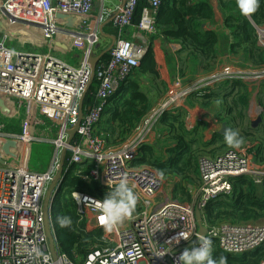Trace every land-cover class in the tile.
I'll list each match as a JSON object with an SVG mask.
<instances>
[{
    "label": "built area",
    "instance_id": "2783aa9c",
    "mask_svg": "<svg viewBox=\"0 0 264 264\" xmlns=\"http://www.w3.org/2000/svg\"><path fill=\"white\" fill-rule=\"evenodd\" d=\"M117 1L121 4L114 9L103 4L95 12L97 0H0V96L18 100L19 106L14 103L24 118L22 132L13 133L6 131L10 123L0 115V264H79L60 254L56 247L58 258L53 257L45 222V198L50 185L61 172L47 206L54 231V200L75 165H80L76 174L79 178L105 183L107 192L109 181L115 184L127 178L135 186L142 207L140 213H134L111 231L116 233L114 241L110 238L114 245L93 248L81 264H130L128 253L135 254L137 250L140 255L136 264H178L183 250L201 236L196 210L204 213L209 201L230 193L237 177L252 176L257 183L264 177V164L257 162L252 150L255 143L228 148L219 155L200 158V183L187 186L193 200L181 202L174 196L176 177L165 178L154 167L136 163L143 146L151 144L152 137H159L155 124L162 114L181 107L193 91L208 94L225 81H238L251 91L250 106L253 101L260 104L257 97L264 84V65L260 69L217 65L193 81L177 75L164 97L144 116L143 123L117 146L109 145L100 132V120L153 47L163 3L148 0L140 22L134 25L140 0ZM107 20L117 29L115 43L110 59L97 63V101L86 108L83 103L81 115L80 105L92 80L90 59L99 56L96 49L102 36L101 25ZM129 28H135L133 38L128 37ZM257 33L258 44L264 47V27H257ZM60 34L82 46L76 60L68 55L71 49L59 42ZM12 37L22 41L20 48L9 45ZM23 38L35 39L36 43L24 48ZM74 128L77 132L71 137L69 131ZM35 141L53 147V157L45 171L30 169L31 144ZM67 152L71 157L65 160ZM89 160L94 167L84 173L83 164ZM72 197L88 227L104 230L100 222L102 200L81 191H73ZM203 223L208 228L205 237L216 240L227 253L239 254L264 244V224L227 222L209 227L204 216ZM181 232L188 234V240L178 238ZM108 233L104 230V240L110 237Z\"/></svg>",
    "mask_w": 264,
    "mask_h": 264
},
{
    "label": "trees",
    "instance_id": "16d2710c",
    "mask_svg": "<svg viewBox=\"0 0 264 264\" xmlns=\"http://www.w3.org/2000/svg\"><path fill=\"white\" fill-rule=\"evenodd\" d=\"M219 3L221 9L226 13L225 25L233 36L230 46L231 54L238 56L241 60L242 65H237L262 67L264 65V49L258 44L257 27H264V2L255 13L247 17L240 14L236 0H219ZM148 4V0L139 1L133 18L134 25L140 22L143 9ZM213 17L214 10L209 0H163L157 18L159 34L156 36L181 45L177 54L180 76L186 74L187 68H191L193 60L198 61L199 67L192 73L201 74L216 68L220 45L219 35L215 31H205L201 28L204 22L212 21ZM103 33L116 35L117 29L110 22L105 25ZM102 48L101 46V53L105 51V47ZM109 59L110 52L101 57V62H107ZM160 75L159 59L154 48L151 47L140 65L134 70L135 78L130 79L122 86L100 120V132L105 133L109 145L120 144L121 140L132 132L151 107V101L145 89L146 84L141 81L140 77L154 79ZM227 84L228 88L219 90L218 94L198 95L199 92H194L192 95L200 98L205 106H209L216 98L217 101H221L223 109L219 113L218 119L225 122L229 129L238 130L243 141H250L246 143H255L252 147L256 154L255 159L259 164H264V114L261 116V122L255 126L254 122L247 118L250 89L238 81H225L220 84V87L223 88ZM97 87L98 80L95 79L86 94L84 108L96 103ZM263 91L264 84L257 97L261 106H264ZM185 117L186 115L182 111L164 112L159 123L166 127L167 138L172 140L173 146H169L159 155L156 154L154 144H147L143 146L141 157L136 163L154 167L165 178H178L179 182H177L174 192L175 198L181 202L184 200L191 202L193 197L188 192L187 186L188 184L195 185V182L199 180L200 158L219 155H203L202 153L209 151L214 154L225 149L228 145L224 140L225 133H216L211 140L205 141L204 125L199 123L194 128H189ZM245 142L241 146L246 145ZM70 157L71 152L66 153L65 160ZM83 166L84 173H86L94 167V164L89 160ZM78 168L80 165H75L66 174L61 191L54 200L52 219L57 251L81 264L93 248L113 243L109 237L106 240L103 239V229L88 227L87 219L82 218L77 212L76 203L72 197L73 191H81L100 200H103L107 193L103 183L87 182L79 178L76 175ZM64 216L70 217L72 220V224L68 227H61L59 223V219ZM203 216L209 227L220 226L227 222L242 225L264 224V177L261 183H257L252 176L235 178L231 192L219 195L209 201ZM221 256L227 258V264H264V244L255 250L230 254L223 251L219 243L213 240V259L218 261Z\"/></svg>",
    "mask_w": 264,
    "mask_h": 264
},
{
    "label": "crops",
    "instance_id": "0c3cea01",
    "mask_svg": "<svg viewBox=\"0 0 264 264\" xmlns=\"http://www.w3.org/2000/svg\"><path fill=\"white\" fill-rule=\"evenodd\" d=\"M209 1H210V4L214 10V17H213L212 21L204 22L202 24L201 28H202V30H205V31H215L219 35L220 45H219V50H218L219 53L217 55L216 65H219V64L222 66L234 65L235 63H237L238 61H241V60L238 56L231 54L230 46L233 42V36H232L231 31L225 25L226 13L221 9L219 0H209ZM103 4L106 8L114 9L115 7L120 5L121 2H119L117 0H109V1L106 0L104 2L101 0H97L95 12L100 11V9H102V7H103ZM110 22L113 24V22L111 20H107L104 24L101 25V32H102L101 37L107 39L109 41V43L111 44L112 43V36L115 37V35L103 33L105 25H107ZM135 32H136L135 28H129L127 31L128 37L133 38V36L135 35ZM64 37L71 40L70 37L65 36L63 34H60L58 36V40L62 45L69 47V44L63 40ZM152 42H153V48H154L156 55L159 59V63L161 66V73H162L163 77L164 76H165V78H166V76H167V78L171 77V72L169 70L168 63H167V61H165V58H164V56H165V54H167V52L174 54V57L171 59V61L174 65V70H175L176 75H179L178 74L179 73L178 72L179 63H178V55H177L178 52L176 53L174 51L181 49V45L179 43H176L173 41H166V40H164L163 37H157V36L152 38ZM110 44L104 46L105 50L110 46ZM100 47L101 46L99 45L96 49V51H99V52H97V54H99V55H100V52L102 51V50H100ZM174 62L176 63V65L174 64ZM237 64H239V63H237ZM198 67H199L198 61L193 60L191 62V68H190L191 71L187 74H192L193 70L194 69L197 70ZM193 74H196V73H193ZM134 78H135V76H133L131 79H134ZM140 79L143 82H146L145 79H148L147 82H152V78H150V77L142 76V77H140ZM160 83L161 82L158 81L157 87H158V85L160 86ZM151 90L156 91L155 88H152ZM147 94H148V96H150L149 92H147ZM263 95H264V91H263ZM151 96L153 97V100L151 101V108L153 106H155L156 104H158V102L164 97V95L160 96V93L157 95L151 94ZM249 107H251L252 109L249 108L250 113H248L249 110L247 111V118L249 121L257 123L256 121H259L261 119V115L259 116L257 113H255V111L257 110V106L253 103V105L249 106ZM222 109H223V105H222L221 101H219V100L217 102H214V103L211 102V104L209 106H205L202 103V100L200 98L192 95V96L188 97L187 99H185L183 105L181 107H179L178 109H176L175 111H177V112L182 111L185 113L186 123L189 126H196L199 123L203 124L205 127L204 140L209 141L213 138V136L216 133H221V131L223 130V124L225 122H222L218 119V115L222 111ZM15 110L17 113L19 112L18 107ZM159 131H160V129H159ZM157 133L159 134L158 131H157ZM159 137H160V134H159ZM159 137L155 139L154 145L159 146ZM176 180H177V182H179L178 178H176Z\"/></svg>",
    "mask_w": 264,
    "mask_h": 264
},
{
    "label": "rangeland",
    "instance_id": "374dc122",
    "mask_svg": "<svg viewBox=\"0 0 264 264\" xmlns=\"http://www.w3.org/2000/svg\"><path fill=\"white\" fill-rule=\"evenodd\" d=\"M107 1H109V0H107ZM63 40L69 44V47L71 49L70 54H68V55L70 56L71 59L76 60L75 55H79V54L82 53V46H77L76 43L73 40H70V39H68L66 37H64ZM24 41H25V43L23 44V47L24 48H27V49H29L31 47V45H33V44L36 43V40L35 39H32V38H25ZM109 44L110 43H109V41L107 39H105L103 37L100 38V43H99L100 46H102L104 48L105 45H109ZM9 45H11V46H13L15 48H20L22 46V41H20V40L18 41V38H13L12 37L10 39V41H9ZM260 47L264 49V47H262V46H260ZM179 50L180 49H178V50H176L174 52L177 53V52H179ZM173 57H174V54L169 53V52H167V54H165V56H164L165 61H167V63H168V67H169V70L171 72V77L167 78V76H166V78H165V76L163 77V75L161 73V75L159 77L152 79V82H147V80H145L146 81L145 82V84H146V88L145 89H146L147 92L150 93L149 94L150 95L149 96L150 101L153 100V97L151 96V94L152 95L153 94L154 95H157V94L160 93V96L161 95L163 96L164 93L167 92V90L169 89V87L174 83L175 77H176V73H175V70H174V65H173V63L171 61V59ZM237 63H239V65H242L241 64V61H238ZM237 63H235V64H237ZM174 64L176 65L175 62H174ZM235 64L234 65H231V66H235ZM221 66L222 65L219 64L217 66V68H221ZM254 68L260 69V68L255 67V66H254ZM190 71H191V69L190 68H187L185 70L186 74H184V75H182L180 77L181 78H188V79H190V80L193 81L195 79V77H197L198 75L207 74V73L211 72L212 70L211 71H208V72H205V73H201V74H193V73L192 74H187ZM158 81H160L161 83H160V86L158 85V87H157ZM228 86L229 85L227 84V85H225V87L222 88L219 85L218 88H214L209 94H213V93H217L218 94L219 90H222L224 88H228ZM152 88H155L156 91L151 90ZM194 92L195 91H193L191 93V95L194 94ZM248 92H249V90H248ZM245 94L247 95V92ZM198 95H200V93ZM216 99L215 100H212V103L217 102ZM252 99H253V97H252ZM14 101L19 106L18 100H14V99L8 98L6 96H0V115L4 119L8 120L9 123H10V125L6 128V131L13 132V133H20V132H22V124H23L24 118H23V116L20 113V107H19V112L18 113L16 112L15 109L17 108V105L14 103ZM248 103H249V106H250V104H251V96H250V93L248 95ZM253 103L257 106V110L255 111V113H257L259 116L260 115L262 116L264 114V106H261L260 104H257L256 101H254ZM259 106L263 109V112H261V113H260V111L262 109ZM153 108H154V106L152 108L150 107V109L147 112V114L150 113ZM144 119H145V117L137 124V127L143 123V120ZM261 120H262V118L259 121H256L257 123H254V125L255 126H258V124H259V122H261ZM155 126H156V128L155 127H152V128L153 129L155 128L156 131L159 132L160 137H159V146H157V145H154V146H155V149L157 151L156 154H159L160 155L169 146H173V144H171L172 143V140L169 139V138H167L168 137V135H167V132L168 131H166V127L165 126H161V124L159 123V121L156 122ZM194 127L195 126H189V128H194ZM159 129H160L161 132L159 131ZM152 138L153 139H151V144L153 145L154 144V140L156 138H154V137H152ZM244 142L245 141H243V143ZM246 142H250V141H246ZM246 144H248V143H246ZM240 147H242V146H240ZM226 148H230V147L227 146ZM226 148L223 149V150L217 151L214 154H212L209 151L203 152L202 154L203 155L204 154H210V155L221 154V153L224 152V150H226ZM26 152L27 153L29 152V148L28 147L26 148ZM52 157H53V147H52V145L50 143L42 142V141L32 142V144H31V155H30V169L32 171H45V170H47L48 167H49V165H50V163H51ZM195 183H196L195 184L196 186L199 185V183H200V177H199V180L196 181ZM184 202H189V200H184ZM141 210H142V207L138 203L137 204V209H136L134 215L140 213ZM123 228H126V227H123ZM108 234L110 236L109 238H112V240L114 241V236L116 235V233L109 232ZM115 241H118V239L116 238Z\"/></svg>",
    "mask_w": 264,
    "mask_h": 264
},
{
    "label": "clouds",
    "instance_id": "9594fccd",
    "mask_svg": "<svg viewBox=\"0 0 264 264\" xmlns=\"http://www.w3.org/2000/svg\"><path fill=\"white\" fill-rule=\"evenodd\" d=\"M262 2L264 0H236V5L240 14L247 17L255 13ZM224 140L230 148H239L243 143L239 131L232 129L225 130ZM108 189L109 191L99 205L103 213L100 222L105 231L111 232L133 216L139 197L135 186L131 185L127 178H122L115 184L109 181ZM59 223L61 227H68L72 224V220L64 216L59 219ZM178 238L188 240V234L181 232ZM139 255V250L135 254L130 251L128 253L130 264H136V257ZM178 264H227V258L221 256L218 261L214 260L212 239L201 235L179 255Z\"/></svg>",
    "mask_w": 264,
    "mask_h": 264
},
{
    "label": "water",
    "instance_id": "95a60500",
    "mask_svg": "<svg viewBox=\"0 0 264 264\" xmlns=\"http://www.w3.org/2000/svg\"><path fill=\"white\" fill-rule=\"evenodd\" d=\"M115 39L116 38L114 36H112V43L110 44V46L105 51H103L98 57H94V58L90 59L91 66H92V80H91V83L89 85V88L91 87V85L93 83V80L95 78V71H96L97 63L99 62V60L101 59V57L105 53L110 52L112 46L115 43ZM83 103H84V101L82 100L81 105H80L81 115L83 113ZM227 129H229L227 124L226 123L223 124V130L221 131V133L224 134L225 130H227ZM76 132H77V129L74 128L71 131H69V134L71 135V137H74ZM60 176H61V172L57 175L56 180L50 185V188H49V190H48V192L46 194V198H45V218H46L45 222H46L47 234H48L49 241H50L51 251H52L53 257L55 259L58 258V255H57L56 250H55V241H54L55 235H54L53 231L50 228L49 219H48V212H47V206H48V203L51 200L52 192H53V190H54V188L56 186V183H57L58 179L60 178ZM103 184L106 185L105 183H103ZM196 219H197V223H198V227H199V234L205 236L208 233V228L204 226V223H203V212L200 209L196 210Z\"/></svg>",
    "mask_w": 264,
    "mask_h": 264
}]
</instances>
